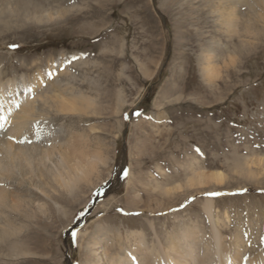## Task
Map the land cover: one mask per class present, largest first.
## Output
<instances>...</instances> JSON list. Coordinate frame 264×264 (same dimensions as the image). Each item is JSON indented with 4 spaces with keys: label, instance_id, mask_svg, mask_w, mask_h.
Here are the masks:
<instances>
[{
    "label": "rangeland",
    "instance_id": "374dc122",
    "mask_svg": "<svg viewBox=\"0 0 264 264\" xmlns=\"http://www.w3.org/2000/svg\"><path fill=\"white\" fill-rule=\"evenodd\" d=\"M17 1L29 4L30 14L24 17L22 6L24 11L20 7L6 18L9 23H0L4 81L23 75L33 79L43 71L44 79L32 93L46 112L38 122L41 136L55 140L79 131L88 136L90 147L101 146L108 160L100 165L95 186L84 183L77 198L64 196L68 217L27 183L11 182L14 192L35 204L47 201L48 214L35 205L30 218H13L22 229L0 242V264H83L99 222L124 231L144 229L151 239L150 218L164 238L174 215L196 219L208 197L225 236L239 230L255 241L253 230H258V239H264V164L253 161L264 158L263 24L254 48L245 39L230 38L205 0ZM57 9H64L63 14L52 20L31 15ZM210 43L216 57L206 80L201 60ZM232 44L245 51L231 61L225 46ZM50 64L51 75H46ZM21 89L19 95L25 94ZM54 93H82L93 101L86 112L60 115L51 99ZM24 102L7 112L8 123ZM123 161L128 169L123 186L100 198L96 192L116 176ZM191 166L195 171L221 170L226 181L190 190ZM50 181L48 188L57 194L54 189L60 187ZM176 182L183 193L166 194ZM137 192L142 201L135 204ZM224 212L229 215L225 221ZM198 220L208 226L203 215ZM14 242L17 251L11 250Z\"/></svg>",
    "mask_w": 264,
    "mask_h": 264
},
{
    "label": "bare ground",
    "instance_id": "6f19581e",
    "mask_svg": "<svg viewBox=\"0 0 264 264\" xmlns=\"http://www.w3.org/2000/svg\"><path fill=\"white\" fill-rule=\"evenodd\" d=\"M205 2L209 12L218 16L220 24L224 26L230 38L234 37L237 42L242 38L251 47H258L259 26L260 24L264 26V0H205ZM22 6L25 12H22L24 11ZM28 6L29 4L17 0H0V23L7 22L6 18H12L15 15V9L19 10L20 7L22 11L19 12L24 13V17L28 18L30 14ZM63 11L64 9H57L52 13L34 10V14L31 15L47 21L54 19V16L60 17ZM16 19H19V16H16ZM259 39H262V36ZM212 45L213 43H210L203 49L205 58L201 60V63L205 64L203 75L206 80L210 78L212 62L216 57ZM225 50L227 59L231 61L240 52L245 51L244 47L241 48L238 44L226 45ZM51 68L50 64L46 75L51 74ZM43 77L44 73L40 71L33 79L28 78L27 80L23 75L21 80L13 77L4 81L3 71L0 68V117H4L0 120V124H3V127H0V242L18 235L22 229V226H19L13 219L14 217L22 214L29 217L35 205L41 213L48 214L47 201L35 204L34 199L14 192L11 182L27 183L31 189L39 191L44 198L51 199V201L53 199V205L58 212H63V215L68 217L69 211L62 202L64 196L68 195L75 199L80 195L79 192L84 183L95 186L93 179L95 176L100 177V165H105L108 160L101 150L102 147H90L88 136L79 131L71 130L70 133L62 134L63 136H56L55 140L41 136L43 127L39 126L38 122L44 121L42 119L46 116V112L36 105L37 101L32 93L34 87L39 86V83L43 81ZM21 88H24L25 94L19 95ZM65 94L54 93L51 98L60 115L74 116L86 112L90 101H93L86 99L82 93H73L69 96ZM23 100L25 102L22 107L12 117V122L8 123L10 116L7 117V112L13 105L21 104ZM37 133H39V138H37ZM9 137L15 139H9ZM25 137L32 142H24ZM253 161L256 164L262 162L264 164V158L261 156ZM125 164L126 162L123 161V166L116 176L101 187V189H108L107 197L123 186L119 179L124 175L125 169L128 171L124 167ZM191 169L193 175L188 176L187 182L190 190L196 187L199 191L212 184H223L227 178L221 170L195 171L193 166ZM49 181L53 182L56 187H60V189H54L57 194H53L48 188ZM180 183L176 182L174 187H167L165 193L181 195L183 190L179 189L184 187ZM187 188L186 190L189 189ZM172 189L179 191L170 192ZM152 192L155 193V191ZM134 197L135 204L142 201L140 193H135ZM214 205V200L208 197L203 201L200 213H195L196 219L192 216L174 215L175 221L172 219L174 224L171 229L165 228L164 238L157 232L150 218L146 219V223L153 232L151 239L147 238L144 229L124 231L109 223L99 222L89 236L86 245L89 256L83 264H264V239L262 241L258 239L259 231L253 230L258 235L253 237L255 241L244 238L239 230L230 233V236H225L219 223L220 219L213 214ZM227 213L223 214L224 221L229 218ZM202 215L207 219L208 226L204 224L205 221L198 220ZM248 222L251 223L252 220ZM251 230L249 227L248 234ZM227 238L230 239L229 242H226ZM17 243H13L11 250H18ZM248 249L250 252L247 251Z\"/></svg>",
    "mask_w": 264,
    "mask_h": 264
},
{
    "label": "snow or ice",
    "instance_id": "6c2138e0",
    "mask_svg": "<svg viewBox=\"0 0 264 264\" xmlns=\"http://www.w3.org/2000/svg\"><path fill=\"white\" fill-rule=\"evenodd\" d=\"M10 47H12V48H15V47H17V45H10ZM78 57H73V59H77ZM49 75H51L50 73H49ZM17 107H19V105H17ZM137 115H140L139 113H136ZM4 119V117H0V120H3ZM0 127H3V124H0ZM37 138H39V133H37ZM9 139H15L14 137H9ZM24 142H28V143H31L32 141L31 140H28V138L27 137H25L24 138ZM196 151L197 152H199L200 150H199V148H197L196 149ZM202 154V153H201ZM124 175L125 176H127L128 175V172H127V170H125L124 171ZM246 191V190H245ZM208 195H213V196H215V195H220V193H208ZM190 199H195V197H191ZM183 206V205H182ZM75 233H73V236L75 237Z\"/></svg>",
    "mask_w": 264,
    "mask_h": 264
},
{
    "label": "water",
    "instance_id": "95a60500",
    "mask_svg": "<svg viewBox=\"0 0 264 264\" xmlns=\"http://www.w3.org/2000/svg\"><path fill=\"white\" fill-rule=\"evenodd\" d=\"M123 177H124V175L119 179L120 181H121V183H122V181H123ZM112 182V181H111ZM106 191H108V189H106ZM107 193L108 192H106V195H107ZM101 197V196H100ZM95 200H96V198H95Z\"/></svg>",
    "mask_w": 264,
    "mask_h": 264
}]
</instances>
